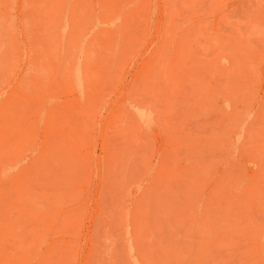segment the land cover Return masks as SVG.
Wrapping results in <instances>:
<instances>
[{"label": "rangeland", "instance_id": "374dc122", "mask_svg": "<svg viewBox=\"0 0 264 264\" xmlns=\"http://www.w3.org/2000/svg\"><path fill=\"white\" fill-rule=\"evenodd\" d=\"M0 264H264V0H0Z\"/></svg>", "mask_w": 264, "mask_h": 264}, {"label": "bare ground", "instance_id": "6f19581e", "mask_svg": "<svg viewBox=\"0 0 264 264\" xmlns=\"http://www.w3.org/2000/svg\"><path fill=\"white\" fill-rule=\"evenodd\" d=\"M116 45V44H115ZM78 53V52H77ZM90 53V52H89ZM74 70V69H73ZM80 73V72H79ZM74 75V74H73ZM78 85V84H77Z\"/></svg>", "mask_w": 264, "mask_h": 264}]
</instances>
